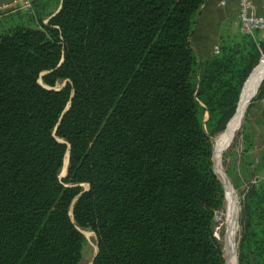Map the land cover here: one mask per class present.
<instances>
[{
  "label": "trees",
  "instance_id": "16d2710c",
  "mask_svg": "<svg viewBox=\"0 0 264 264\" xmlns=\"http://www.w3.org/2000/svg\"><path fill=\"white\" fill-rule=\"evenodd\" d=\"M204 1L61 0L46 24L0 29V264H80L79 230L92 264H225L210 138L264 43L227 33L198 62ZM244 150L234 188L264 170ZM246 194L238 264H264V181Z\"/></svg>",
  "mask_w": 264,
  "mask_h": 264
},
{
  "label": "rangeland",
  "instance_id": "374dc122",
  "mask_svg": "<svg viewBox=\"0 0 264 264\" xmlns=\"http://www.w3.org/2000/svg\"><path fill=\"white\" fill-rule=\"evenodd\" d=\"M232 34V39L235 40L239 38V35H243L241 30H236L232 32H228V34ZM240 33V34H239ZM226 36L225 34L223 35ZM227 37V36H226ZM238 37V38H237ZM253 38L256 40V43H264V30L257 32L253 34ZM264 55V53H261V57ZM261 59V58H260ZM257 66V65H256ZM255 66V67H256ZM254 67V68H255ZM253 68V69H254ZM264 81V79H263ZM262 81V82H263ZM261 82V83H262ZM261 85V84H260ZM60 87V85H57V88ZM260 87V86H259ZM259 87L257 89V92L255 96L250 100L249 105L247 106L245 110L244 118L238 128V130L235 132L233 137L230 138L228 143H226V147L224 146L221 154V168L226 174L228 171L230 164L232 161L239 162L240 154L242 151L243 146L245 147V153H247L248 162L250 163V169L247 171L250 173L252 170V165L256 164V160L260 157L261 151L264 149V95H259ZM243 129H245V138L242 140V133ZM218 136V135H217ZM211 137V145L213 149V141L217 137ZM213 160V157H212ZM247 161V160H246ZM65 166L63 167V170L61 172V177H64ZM213 170H214V162H213ZM226 177L228 179V176L226 174ZM249 180L241 183L239 187L234 188L232 185V182L228 179V182L231 185V188L233 190L234 195L236 196V231H235V249H236V256H237V247H238V240H239V233H240V211H241V204L247 195V191L254 183H259L261 181H264V170L262 173L259 174H251L248 178ZM83 189H87V186H83ZM214 236L217 237L221 248H222V254H223V248H224V242H225V234H226V209H225V198L224 203L220 211L216 212L214 214ZM82 232V231H81ZM83 233H86L87 235L83 236L85 243L83 244L82 251H81V263L80 264H90L91 259L93 258L96 248H97V239H95L94 234L91 231L83 230ZM223 257V256H222ZM225 259V258H224ZM238 262V256L237 261Z\"/></svg>",
  "mask_w": 264,
  "mask_h": 264
},
{
  "label": "crops",
  "instance_id": "0c3cea01",
  "mask_svg": "<svg viewBox=\"0 0 264 264\" xmlns=\"http://www.w3.org/2000/svg\"><path fill=\"white\" fill-rule=\"evenodd\" d=\"M14 0H0L7 8L0 11V26L7 30L15 26L35 28L40 23L46 24L60 9L61 0H33L32 12L28 15L16 11ZM259 5V0H254ZM238 0H205L196 15L189 37L190 47L195 52L198 62H203L214 53L219 40L228 31L238 30ZM12 7V8H11Z\"/></svg>",
  "mask_w": 264,
  "mask_h": 264
},
{
  "label": "bare ground",
  "instance_id": "6f19581e",
  "mask_svg": "<svg viewBox=\"0 0 264 264\" xmlns=\"http://www.w3.org/2000/svg\"><path fill=\"white\" fill-rule=\"evenodd\" d=\"M247 83L243 88L241 100L239 102L237 113L229 123L228 128L219 134L213 141V162H214V173L221 181L225 195V209H226V234L222 256L225 258V264H237V256L235 249V231H236V196L233 193L230 183L221 168V157L222 150L226 143L238 130L247 106L254 94L255 88L259 85V82L264 77V55L259 60L257 66L252 70ZM231 141V140H230ZM226 147V146H225ZM66 162V161H65ZM83 236L87 235L83 233Z\"/></svg>",
  "mask_w": 264,
  "mask_h": 264
},
{
  "label": "built area",
  "instance_id": "2783aa9c",
  "mask_svg": "<svg viewBox=\"0 0 264 264\" xmlns=\"http://www.w3.org/2000/svg\"><path fill=\"white\" fill-rule=\"evenodd\" d=\"M33 0H14L13 7L16 11H22L26 14L32 12ZM238 25L239 30L245 36L264 30V0H259V5L254 0H238ZM7 8L6 5L0 4V11ZM12 8V7H11ZM214 54H218L217 47L213 49Z\"/></svg>",
  "mask_w": 264,
  "mask_h": 264
},
{
  "label": "water",
  "instance_id": "95a60500",
  "mask_svg": "<svg viewBox=\"0 0 264 264\" xmlns=\"http://www.w3.org/2000/svg\"><path fill=\"white\" fill-rule=\"evenodd\" d=\"M56 15V14H55ZM253 70V69H252ZM251 70V71H252ZM253 72V71H252ZM251 72V73H252ZM251 75V74H250ZM250 75H249V77H250ZM249 79V78H248ZM248 79H247V81H248ZM263 79H264V77L261 79V81L259 82V85L255 88V92H254V94L252 95V98L255 96V94H256V92H257V89H258V87L260 86V84H261V82L263 81ZM247 81L245 82V84L247 83ZM245 84L243 85V87H242V89H241V92L243 91V88H244V86H245ZM61 89V88H60ZM243 93V92H242ZM242 93H241V96H240V99H239V101H238V104H237V107H236V111H237V108H238V105H239V102H240V100H241V97H242ZM251 98V99H252ZM68 107H69V105L66 107V110L68 109ZM235 111V112H236ZM237 113V112H236ZM235 113V114H236ZM235 116V115H234ZM233 116V117H234ZM67 162H68V158H67V154H66V162L64 163V166H65V168H64V171H66V166H67ZM213 172H214V170H213ZM215 174V173H214ZM217 176V175H216ZM218 178V177H217ZM218 180H219V178H218ZM220 181V180H219ZM220 183H221V181H220ZM221 185H222V183H221ZM222 188H223V185H222ZM87 189H88V186H87ZM87 189H85L84 190V192H86L87 191ZM223 193H224V189H223ZM69 214L70 215H72V211H71V209L69 210ZM79 232L82 234V232L79 230ZM97 252H98V250H97V248H96V251H95V254H94V256H93V258L91 259L92 261H91V263L90 264H92L93 263V259L96 257V255H97ZM224 261H225V259H224ZM237 264H238V262H237Z\"/></svg>",
  "mask_w": 264,
  "mask_h": 264
}]
</instances>
